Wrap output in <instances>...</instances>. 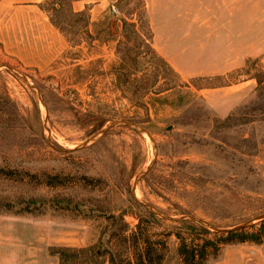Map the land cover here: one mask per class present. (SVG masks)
<instances>
[{
  "label": "rangeland",
  "instance_id": "1",
  "mask_svg": "<svg viewBox=\"0 0 264 264\" xmlns=\"http://www.w3.org/2000/svg\"><path fill=\"white\" fill-rule=\"evenodd\" d=\"M0 65V213L45 201L24 213L42 219L33 247L103 242L132 264L148 238L152 264H184L183 222L201 223L136 198L219 228L264 220V0H0ZM119 120L146 132L115 125L77 148ZM207 227L195 243L226 235ZM252 244L208 248L205 264L252 248L264 264Z\"/></svg>",
  "mask_w": 264,
  "mask_h": 264
},
{
  "label": "trees",
  "instance_id": "2",
  "mask_svg": "<svg viewBox=\"0 0 264 264\" xmlns=\"http://www.w3.org/2000/svg\"><path fill=\"white\" fill-rule=\"evenodd\" d=\"M41 6H43L41 4ZM56 24V22H53ZM123 25L125 29L128 30L127 27L134 29L135 22H130L124 19ZM132 49H129V52H131ZM136 62L130 61L126 57H124V61L122 64V75L124 76L123 81L124 83H127L130 85L133 84L132 82V75L134 74L133 71L135 69ZM142 97H145V95H140L137 98L141 99ZM38 202H45L44 200H37V199H30V200H22L21 203H26L27 207L25 209L16 212L17 214H24L29 213L31 215H39V212L34 211L30 206L33 204H37ZM153 218L157 219L155 214H150ZM121 219H123V216H120ZM123 228H120L121 231L125 229L127 226V223H122ZM185 225V228L187 232L192 234L194 237L191 240L190 243H187L184 239H182V235L180 232H177V236L182 239L181 245L179 247V252L183 256L184 264H205L207 261V257L209 255V249L213 248L214 250H220V244H229L234 242H247L251 241L257 244H261L264 239V220L261 222L260 226L257 228V225L251 226L252 230L251 232H248L246 229H241L235 232H230L226 235H221L217 237L216 240L213 239H205L204 243H195V238L200 237L201 235L207 234L210 232V229L203 225V224H193V223H186L183 222ZM121 233V232H120ZM109 242V240L107 241ZM105 244L101 242L98 245H90L83 248H73V247H67V246H51L50 252L53 255H57L60 259L61 264H66L69 260H75L80 258H86L85 264H103V259H101L106 250H109L108 253L110 254V264H114L116 255L113 253L111 248L105 249L103 248ZM155 248L153 246V243L147 238V241L145 240V246L140 249L138 252L135 253V262L132 264H152L154 263V253ZM162 255H157V263H160L162 260ZM131 264V262L129 263Z\"/></svg>",
  "mask_w": 264,
  "mask_h": 264
},
{
  "label": "crops",
  "instance_id": "3",
  "mask_svg": "<svg viewBox=\"0 0 264 264\" xmlns=\"http://www.w3.org/2000/svg\"><path fill=\"white\" fill-rule=\"evenodd\" d=\"M38 6L40 10L43 8L41 3ZM47 51L48 46L43 47L41 56ZM38 219L42 220L24 214L0 213V264H61L59 257L51 254L49 249L57 245L50 244L44 248L32 246V221ZM250 252L248 250L245 254V249H233L229 253L224 251L213 264H259L256 261L255 248Z\"/></svg>",
  "mask_w": 264,
  "mask_h": 264
},
{
  "label": "water",
  "instance_id": "4",
  "mask_svg": "<svg viewBox=\"0 0 264 264\" xmlns=\"http://www.w3.org/2000/svg\"><path fill=\"white\" fill-rule=\"evenodd\" d=\"M1 66H2V65H0V67H1ZM5 66H7V65H5ZM7 67H9L10 69L13 70L12 67H10V66H7ZM18 74L24 78V75H22V74H20V73H18ZM29 84H30L33 88L36 89V87H35L33 84H31V83H29ZM37 92H38V94H39V96H40L42 102H44V101H43V97H42V95H41V93H40V91H39L38 89H37ZM115 125H127V126H129V127H133V128H135V129H138L139 131H141V132H143V133L146 132V130H145L143 127H141L140 125H138V124H136V123H134V122L126 121V120L114 121V122H112V123L107 124L103 129H101L98 133H96V134H95V135H94L89 141H87L86 143L80 145V146L77 147V148L84 147V146H86L88 143H90L91 141H96V140L99 139L102 135H104V134L107 132L108 129H110L111 127H113V126H115ZM71 150H72V149H71ZM152 164H153V163H151V164H150V165H149V166H148V167H147L142 173H140V174H138V175L136 176L135 181H134V183H133V189H134V186H135L136 182H137L139 179H141L144 175L147 174V172L149 171V169H150V167L152 166ZM136 200H137L139 203H141L142 205L148 207V208L151 209L154 213L160 215V216L163 217V218L171 219V220H193V221H198V222H200L201 224H203V225H205V226L207 225V226H209V227L215 229L217 232L222 233V234H228V233H230V232H235V231H238V230L244 229L245 226L249 225L250 222L252 223V221H253V220H251V221H248V222H246V223H244V224H242V225H239V226H236V227H232V228H219V227H216V226H214V225H212V224H210V223H208V222H205V221H203V220H200V219H197V218H194V217H181V218H176V217H172V216L166 215V214L162 213L161 211H159L158 209L154 208L152 205H150V204H148V203H145V202H142V201H140V200L137 199V198H136ZM263 219H264V214H263V215H260V216H258V217H256L254 220H263Z\"/></svg>",
  "mask_w": 264,
  "mask_h": 264
}]
</instances>
